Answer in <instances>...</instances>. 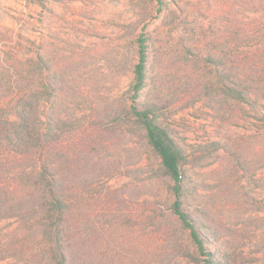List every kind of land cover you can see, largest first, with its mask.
<instances>
[{"label": "rangeland", "instance_id": "obj_1", "mask_svg": "<svg viewBox=\"0 0 264 264\" xmlns=\"http://www.w3.org/2000/svg\"><path fill=\"white\" fill-rule=\"evenodd\" d=\"M20 104L34 157L0 178L57 172L69 264H264V0H0L1 126L18 130ZM133 106L186 152L181 202L204 253ZM17 200L0 198V264H54L41 201Z\"/></svg>", "mask_w": 264, "mask_h": 264}, {"label": "trees", "instance_id": "obj_2", "mask_svg": "<svg viewBox=\"0 0 264 264\" xmlns=\"http://www.w3.org/2000/svg\"><path fill=\"white\" fill-rule=\"evenodd\" d=\"M138 44L139 60L134 67V78L132 82L134 99L145 86L148 59L147 37L143 34L140 35L138 37ZM234 93L235 97L245 99L241 91L236 90ZM10 106L9 103H7L4 107L7 108ZM18 108V118L7 119L8 124L16 125L18 130H12L11 126L0 125V138L2 139L0 140V166L12 165L13 161L17 162L22 158L31 159L34 157L33 153L29 152V149L21 148L28 142L26 139L27 135L23 129L26 120L24 116L26 107L20 104ZM132 109L137 122H139L145 130L148 144L157 153L163 169L173 181L172 190L176 195V200L172 205L173 211L184 227L190 230V236L198 249L204 253V239L200 233L199 226H197L190 215L183 209L181 202V195L184 190V165L187 161L186 152L174 138L171 129L157 120L154 107L148 106L145 108H138L137 106H133ZM2 112L3 110L0 108V116ZM8 138L10 139L9 142L6 141ZM44 145L42 147L44 152H46L47 149ZM34 155H36V153ZM43 165L44 168L34 167L29 171V176L34 178V180H31L29 184H25L23 187L18 183H14L12 186H4L0 178V198L2 199L5 195H9L10 199L14 201L16 209L20 208L15 204V202L18 201V197H22L25 204L28 203L31 198L36 200L39 199L41 202L32 204H34L33 209L42 207L41 213L44 212V215H48L47 218H43L44 222L40 223L41 227H45L44 234L48 242V252L54 264H69L68 246L65 243V235L63 233L66 215L70 210V205L66 203L69 200H64L62 198L63 194L60 192L57 183L58 179L56 178L57 172L47 168V166H45L46 164ZM65 193L69 198L70 191H65ZM12 208L15 209L14 207ZM3 217L4 216L0 213V218Z\"/></svg>", "mask_w": 264, "mask_h": 264}]
</instances>
